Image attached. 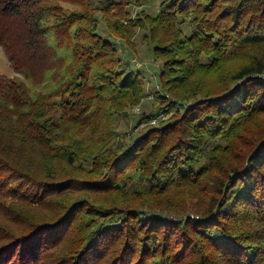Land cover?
I'll return each instance as SVG.
<instances>
[{"label":"trees","instance_id":"16d2710c","mask_svg":"<svg viewBox=\"0 0 264 264\" xmlns=\"http://www.w3.org/2000/svg\"><path fill=\"white\" fill-rule=\"evenodd\" d=\"M150 1L0 0V264H264V0Z\"/></svg>","mask_w":264,"mask_h":264},{"label":"rangeland","instance_id":"374dc122","mask_svg":"<svg viewBox=\"0 0 264 264\" xmlns=\"http://www.w3.org/2000/svg\"><path fill=\"white\" fill-rule=\"evenodd\" d=\"M161 0H151L150 3L146 6V9H148L151 13L156 14L159 10V4ZM185 30L187 33L190 32V28L187 27V24L184 25ZM98 32L108 38L109 40H112L113 38L109 36V34L106 32L105 27L103 23L100 22V27L98 29ZM143 32L138 31L136 35V43H137V49L134 51L129 46H127L125 43L117 40V44L119 47V52L123 56L124 59H126L129 62V67L135 71H141L144 74L145 82L147 86V94L148 96L145 98V100L137 107L133 108V111L135 113H141L143 111H151L153 106H155L156 101L154 97V93L158 90V75L159 71L161 69L162 61L157 60L152 52V47L148 45L146 41H143ZM0 71L11 77L14 75L21 74L14 71L13 67L10 64V61L8 60V57L2 48L0 46ZM145 125V123L140 124L137 128L134 127V123L131 121H124L120 125V130L126 129L130 133L137 132L138 129L142 128ZM189 213H186L183 215L184 217L188 216ZM197 218L198 215L196 213L191 212L190 216ZM182 216V217H183ZM169 217H173L174 215H171ZM175 219H180V217H175Z\"/></svg>","mask_w":264,"mask_h":264},{"label":"built area","instance_id":"2783aa9c","mask_svg":"<svg viewBox=\"0 0 264 264\" xmlns=\"http://www.w3.org/2000/svg\"><path fill=\"white\" fill-rule=\"evenodd\" d=\"M163 117H165V115L162 113V114L158 115L157 117L152 118L150 122L156 123L160 118H163ZM191 216H193V215H191Z\"/></svg>","mask_w":264,"mask_h":264}]
</instances>
